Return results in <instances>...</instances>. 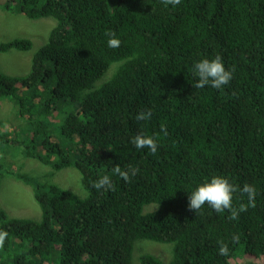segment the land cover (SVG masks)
<instances>
[{"label": "trees", "instance_id": "trees-1", "mask_svg": "<svg viewBox=\"0 0 264 264\" xmlns=\"http://www.w3.org/2000/svg\"><path fill=\"white\" fill-rule=\"evenodd\" d=\"M11 1L8 7L14 2L16 11L56 24L27 74L0 71V100L13 102L29 124L0 131V151L20 142L26 156L53 169L73 165L87 194L7 169L33 186L41 218L0 208L7 234L0 264H131L142 238L172 244V257L164 263L145 253L140 264H233L238 254L264 264V0ZM107 31L119 47H108ZM31 44L15 38L0 51ZM218 55L234 69L230 83L194 88L193 65ZM147 110L151 119L137 121ZM140 133L157 139L155 154L132 144ZM117 165L139 172L125 182L113 174ZM103 175L115 190L93 187ZM213 176L253 185L256 207L236 220L207 203L190 211V192ZM241 202L247 197L235 193L233 205ZM152 203L158 206L143 211Z\"/></svg>", "mask_w": 264, "mask_h": 264}, {"label": "rangeland", "instance_id": "rangeland-1", "mask_svg": "<svg viewBox=\"0 0 264 264\" xmlns=\"http://www.w3.org/2000/svg\"><path fill=\"white\" fill-rule=\"evenodd\" d=\"M10 2L12 1L0 0V43L26 38L32 44L25 50L11 48L5 52L0 51V71L9 75H25L31 69L34 53L47 41L56 22L52 17L30 18L16 11L14 2L13 6L8 7ZM111 71L112 69L109 73ZM28 125L13 102L0 100V131H12L13 127L28 128ZM7 169L30 174L40 182L56 183L80 197L87 194L83 176L75 166L53 169L50 164L26 156L20 142H6L2 144L0 151V208L13 217L40 219L41 211L35 200L33 186L8 173ZM157 206L155 203L145 205L143 211L154 210ZM145 253L156 255L164 263H168L172 257V244L146 238L138 239L134 242L131 264H140V257ZM231 261L233 264H245L249 261L259 264L262 259L249 254H238Z\"/></svg>", "mask_w": 264, "mask_h": 264}, {"label": "clouds", "instance_id": "clouds-1", "mask_svg": "<svg viewBox=\"0 0 264 264\" xmlns=\"http://www.w3.org/2000/svg\"><path fill=\"white\" fill-rule=\"evenodd\" d=\"M165 6H177L181 0H162ZM105 35L108 37L107 45L109 48H117L121 41L113 31H107ZM193 71L198 78L193 84L194 88L202 89L205 86H211L217 90L223 88L230 83L233 78L234 69H226L221 56H216L214 59H202L193 65ZM151 110L141 111L137 116V121H146L151 119ZM164 135H167L166 126H162ZM132 144L138 149H148L151 154H155L158 150L157 139L153 136H146L143 133L137 134L132 139ZM113 174L119 176L125 182H131L135 177L139 168L128 166L127 169H122L117 165L113 170ZM93 187L97 190H115V185L109 175H103L100 179L94 182ZM235 193H240L241 197H247V203L241 202L238 207L233 205ZM256 188L253 185L245 183L241 188L238 185L230 182L229 178L224 176H213L210 180H206L196 189L190 192L188 196V209L195 213L200 212L203 206L207 203L217 213H223L226 210L230 213L229 219L236 220L240 213L247 212L249 208L256 207ZM7 234L0 232V241ZM233 242L239 239L238 236H233ZM219 244V254L227 256L229 254L228 244L223 240L217 242Z\"/></svg>", "mask_w": 264, "mask_h": 264}]
</instances>
